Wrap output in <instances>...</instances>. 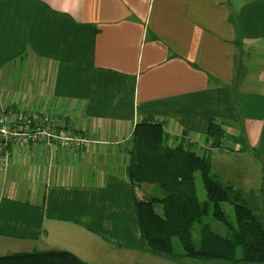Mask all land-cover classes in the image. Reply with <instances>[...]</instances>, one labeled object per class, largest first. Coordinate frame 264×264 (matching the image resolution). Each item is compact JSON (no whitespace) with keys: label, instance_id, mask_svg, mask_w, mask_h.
I'll list each match as a JSON object with an SVG mask.
<instances>
[{"label":"crops","instance_id":"crops-1","mask_svg":"<svg viewBox=\"0 0 264 264\" xmlns=\"http://www.w3.org/2000/svg\"><path fill=\"white\" fill-rule=\"evenodd\" d=\"M5 109L57 115L90 143L3 148L0 257L60 250L131 263L151 253L125 170L143 119L171 144L186 132L218 180L247 204L251 187L264 200V0H0ZM211 120L230 138L216 148Z\"/></svg>","mask_w":264,"mask_h":264},{"label":"trees","instance_id":"trees-1","mask_svg":"<svg viewBox=\"0 0 264 264\" xmlns=\"http://www.w3.org/2000/svg\"><path fill=\"white\" fill-rule=\"evenodd\" d=\"M182 133L176 144L169 142L160 122L146 118L138 122L128 141L126 178L144 195L135 198V209L146 248L154 254L191 259L235 260L241 247V262L264 264V226L249 208L243 193L223 184L213 174L209 160L185 146ZM207 137L214 148L230 139L211 120ZM200 179L205 200L200 201L196 181ZM152 187L151 192L144 190ZM233 206L230 222L222 205ZM222 223L227 234L210 228L205 219ZM198 237L195 239L194 234ZM177 240L181 253L175 251ZM0 264H87L68 251L20 252L0 257Z\"/></svg>","mask_w":264,"mask_h":264},{"label":"built area","instance_id":"built-area-1","mask_svg":"<svg viewBox=\"0 0 264 264\" xmlns=\"http://www.w3.org/2000/svg\"><path fill=\"white\" fill-rule=\"evenodd\" d=\"M31 143H41L54 152L57 149L80 151L90 141L54 114L21 109L0 111V172L8 165V154L3 148L14 144L25 148Z\"/></svg>","mask_w":264,"mask_h":264},{"label":"rangeland","instance_id":"rangeland-1","mask_svg":"<svg viewBox=\"0 0 264 264\" xmlns=\"http://www.w3.org/2000/svg\"><path fill=\"white\" fill-rule=\"evenodd\" d=\"M193 151L198 153L196 151V149H193ZM207 159L210 162V159L209 158H207ZM196 187H197V194H198L199 200L204 201L205 200V192H204V189L202 187V183H201L200 179H198V175H197ZM148 188L152 189V187H150V186H148ZM3 189H4L3 174L0 173V194H1ZM253 189H255V188L251 187V188L247 189L246 191H244V193L248 196L254 197L253 201L248 202V206L257 214V216L258 215L260 216L264 212V200H262V198H261V193L256 194L255 192H253ZM146 192L150 193L149 191H146ZM139 195H144V193L142 191H140ZM3 196H6V194ZM222 208H223L226 216L228 217V220L230 222H234L233 206L229 203H223ZM205 222H207L210 225V228L213 231H215L221 235L227 234L226 227L222 223L213 220L211 215H209V217H207L205 219ZM197 237H198V235L195 233L194 238L196 239ZM173 244L175 247L176 254L181 253V248L179 246L178 241L174 240ZM145 248H146V246H145ZM241 256H242L241 247L236 248L234 261L220 260V259H218V260L217 259H200V258L191 259V258H183L181 256L173 257V256H163V255L154 254V253L148 254L147 252H141L137 256L133 257L134 259H133V261H131V263H124V264H257V263L241 262L239 260L241 258ZM104 257H105V255H98V259L93 258V257H89V258H91L92 260H95V261H100V260H104L105 259Z\"/></svg>","mask_w":264,"mask_h":264}]
</instances>
